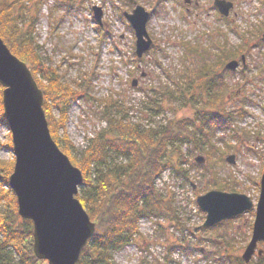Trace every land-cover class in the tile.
Masks as SVG:
<instances>
[{"label":"rangeland","instance_id":"rangeland-1","mask_svg":"<svg viewBox=\"0 0 264 264\" xmlns=\"http://www.w3.org/2000/svg\"><path fill=\"white\" fill-rule=\"evenodd\" d=\"M127 1L31 0L25 4L26 23L35 20L40 57L70 86L84 92L54 109L55 116L64 109L67 118L64 128L59 127L52 138L60 142L65 132L78 156L88 139L106 127L98 99L108 96L118 99L132 122L146 128L186 119L193 133L181 141L188 160L181 168L186 173L168 169L155 181L177 218L141 217L138 233L113 251V262L217 264L214 258L225 257V264H234L250 241L264 169V0H229L233 8L224 19L212 10V0H192L189 11L183 0H136L150 14L146 29L152 40L139 60L133 57L135 38L123 16L134 8ZM93 5L103 10L101 26L91 14ZM246 33V65L227 74L224 109L220 111L232 123L227 130L215 131L212 145L203 147L198 139L203 116L194 105L203 100L200 91L192 89L180 95L174 89L184 86L180 84L183 70L197 72L204 65L217 63V50L233 49ZM133 79L137 80L135 86ZM152 90L174 91L161 97L157 115L146 110L145 102L155 94ZM1 119L0 159L7 162L14 156L8 147L9 129ZM228 155H234L233 164L225 159ZM197 156L204 158L202 164L195 163ZM115 159L111 154L110 161ZM213 189L244 194L252 200L253 208L206 230L202 226L205 213L196 198ZM3 207L2 200L0 212ZM257 247L264 254V242ZM260 258L255 254L249 264H257Z\"/></svg>","mask_w":264,"mask_h":264},{"label":"trees","instance_id":"trees-1","mask_svg":"<svg viewBox=\"0 0 264 264\" xmlns=\"http://www.w3.org/2000/svg\"><path fill=\"white\" fill-rule=\"evenodd\" d=\"M29 1L0 0V38L11 53L27 65L42 91V108L54 137L59 127L64 128L67 118L64 109L58 116L54 115V109L80 97L83 91L70 86L56 68L40 57L34 34L35 20L27 24L23 15L25 4ZM248 37L247 33L241 34V44L233 49L217 50V63L204 65L197 72L183 70L180 84L184 86L174 89L180 95L192 89L200 91L199 97L203 100L194 105L197 113L203 116L198 130V139L203 147L207 143L212 145L211 136L215 131L230 128L231 118L220 111L224 109L226 76L234 72L227 70L224 64L245 52L243 46L248 43ZM2 90L0 85V99ZM174 91L152 90L155 94L145 102L146 110L157 115L161 97ZM98 102L107 125L88 139L78 156L73 154L78 151L65 132L61 141L57 142L73 166L81 170L82 183L75 198L96 227L76 264H114L113 251L121 249L138 233L141 217L177 218L171 202L157 189L155 181L168 169L178 174L186 173L181 168V164L188 161L181 150V141L187 135H193L186 119L167 120L156 128H146L130 120L118 99L108 96L98 99ZM2 109L0 100V117L5 121ZM8 135L11 137L10 133ZM11 146L10 140L8 147L11 149ZM210 153L211 150H208V159ZM111 154L116 157L113 161H110ZM13 164V159L7 162L0 159V201H4L0 212V264H47L33 253L32 222L28 219L18 222L20 216L16 211V198L7 182ZM214 259L217 264H225L227 258ZM234 264H243V261L237 257ZM257 264H264V256Z\"/></svg>","mask_w":264,"mask_h":264},{"label":"water","instance_id":"water-1","mask_svg":"<svg viewBox=\"0 0 264 264\" xmlns=\"http://www.w3.org/2000/svg\"><path fill=\"white\" fill-rule=\"evenodd\" d=\"M189 0H185L188 2ZM135 3V1L130 0ZM220 14L228 16L233 4L214 0ZM94 18L100 23L101 8L93 7ZM135 34V53L140 57L150 48L151 39L146 30L149 13L136 5L131 13H124ZM264 37V35H262ZM244 64V56H241ZM237 60L225 67L234 70ZM132 85L137 83L132 80ZM0 85L6 126L11 133L13 171L8 185L13 191L17 213L32 222V249L38 260L48 264H76L82 248L95 231V224L80 201L75 198L82 183L80 169L73 166L51 137L43 104V94L27 65L11 53L0 38ZM233 164L234 155H228ZM195 163L204 158L197 156ZM260 191L255 205L251 238L241 259L248 263L264 241V169L260 177ZM196 203L205 213L204 227L241 215L253 208L252 200L239 193L210 190L197 196ZM262 250H257L261 255Z\"/></svg>","mask_w":264,"mask_h":264},{"label":"flooded vegetation","instance_id":"flooded-vegetation-1","mask_svg":"<svg viewBox=\"0 0 264 264\" xmlns=\"http://www.w3.org/2000/svg\"><path fill=\"white\" fill-rule=\"evenodd\" d=\"M191 2H192V0H189V2L186 4L187 5L186 10L187 11H189L188 8H189V5L191 4ZM194 5L196 6V3H194ZM212 10H215L216 11V9L214 7L212 8Z\"/></svg>","mask_w":264,"mask_h":264}]
</instances>
